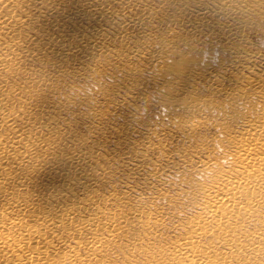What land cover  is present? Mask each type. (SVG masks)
Instances as JSON below:
<instances>
[{"label":"rangeland","instance_id":"374dc122","mask_svg":"<svg viewBox=\"0 0 264 264\" xmlns=\"http://www.w3.org/2000/svg\"><path fill=\"white\" fill-rule=\"evenodd\" d=\"M86 1L70 7L67 31L36 14L48 41L63 38L73 50L26 65L39 81L22 83L26 95L15 91L3 107L51 129L56 152L75 148L71 170L88 184L75 189L86 209L80 214L97 212L105 239L95 257L103 250L105 264H163L155 254L180 236L199 202L209 201L213 190L205 187L243 165L234 154L238 135L249 142L244 128L264 120V0ZM72 32L78 43L64 36ZM12 76L14 83L23 77ZM46 165L57 172L53 162ZM106 222L118 227L116 235L105 231ZM237 227L256 235L262 247L249 257L264 262V220ZM218 237L199 243L218 255L227 246L218 240L238 239ZM73 244L58 248L62 264H75L68 257Z\"/></svg>","mask_w":264,"mask_h":264},{"label":"bare ground","instance_id":"6f19581e","mask_svg":"<svg viewBox=\"0 0 264 264\" xmlns=\"http://www.w3.org/2000/svg\"><path fill=\"white\" fill-rule=\"evenodd\" d=\"M101 1L87 0L86 5ZM84 3L85 0H0V264H62L63 249L58 248L70 240L74 244L68 257L75 264H105L101 256L105 239L94 219L97 212L81 215L80 210L86 209L80 207L81 198L75 195V189L88 185L71 170L77 160L75 148L56 152L51 129L44 128L38 118L27 117L22 110L3 107L15 91L26 95L22 83L39 81L33 73L29 75L26 65L59 49L61 53L73 50L60 43L63 38L48 41L47 26L38 23L36 14L43 13L45 23L50 20L52 28L67 31L62 25L74 17L70 7ZM66 35L78 43L76 33ZM15 74L23 76L18 83L13 81ZM248 126L242 133L250 136L249 142L240 140L238 134V139L230 135L238 142V152L234 154L243 162L237 175L224 177L217 186L205 187L213 190L209 201L204 198L197 204L192 218L180 224V236L166 251L155 254L156 261L224 264L237 258L236 264H264L249 257L261 249L262 243L250 231L237 227L244 221L264 220L260 211L264 206V120H251ZM48 162L55 164L56 173L46 165ZM62 168L68 169L59 172ZM23 178H27L26 182ZM83 199L89 206L91 198ZM79 215L90 218L78 219ZM104 224L109 225L105 228L107 233L116 235L118 227ZM88 228L92 231L84 237L82 231ZM124 228L127 232L130 227ZM219 232L233 233L238 239L218 240L227 246L215 255L199 242H207L206 237L210 241L219 239ZM82 246H86L85 254L79 253ZM95 249H103L99 257H95Z\"/></svg>","mask_w":264,"mask_h":264}]
</instances>
